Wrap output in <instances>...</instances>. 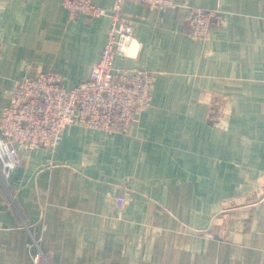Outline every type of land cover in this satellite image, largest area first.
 <instances>
[{"label": "crops", "instance_id": "0c3cea01", "mask_svg": "<svg viewBox=\"0 0 264 264\" xmlns=\"http://www.w3.org/2000/svg\"><path fill=\"white\" fill-rule=\"evenodd\" d=\"M191 7L221 11L209 38L186 34ZM122 15L135 41L115 64L154 72L152 103L126 131L71 123L55 147H20L0 264H264V0H127ZM110 21L0 0V116L28 71L87 79Z\"/></svg>", "mask_w": 264, "mask_h": 264}, {"label": "built area", "instance_id": "2783aa9c", "mask_svg": "<svg viewBox=\"0 0 264 264\" xmlns=\"http://www.w3.org/2000/svg\"><path fill=\"white\" fill-rule=\"evenodd\" d=\"M125 1L114 0L113 7L107 9L93 0H63L72 17L111 18L100 58L87 79L67 88L59 73L36 70L26 72L15 83L0 116V186L12 201L10 177L21 162L20 147H55L71 123L112 133L126 131L151 105L154 72L139 67L118 68L115 64L117 56L130 55L135 41L134 24L122 15ZM131 1L159 9L176 5V0ZM221 20V11L216 8L192 7L185 32L205 40L210 37L213 24ZM126 200L124 194L117 196L120 208Z\"/></svg>", "mask_w": 264, "mask_h": 264}, {"label": "rangeland", "instance_id": "374dc122", "mask_svg": "<svg viewBox=\"0 0 264 264\" xmlns=\"http://www.w3.org/2000/svg\"><path fill=\"white\" fill-rule=\"evenodd\" d=\"M192 8V7H191ZM185 25H186V22H185ZM47 262V261H46Z\"/></svg>", "mask_w": 264, "mask_h": 264}]
</instances>
